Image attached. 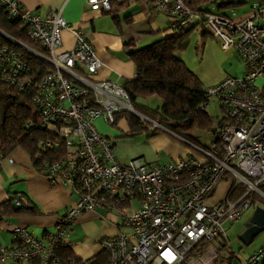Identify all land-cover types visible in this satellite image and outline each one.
<instances>
[{
  "label": "built area",
  "instance_id": "2783aa9c",
  "mask_svg": "<svg viewBox=\"0 0 264 264\" xmlns=\"http://www.w3.org/2000/svg\"><path fill=\"white\" fill-rule=\"evenodd\" d=\"M149 1L173 18L172 31L202 25L222 52L244 65L241 76H225L205 88L200 109L207 112L214 100L222 112L212 128L211 145L188 142L198 157L155 165L141 159L120 163L111 140L97 131L96 120L114 126L123 113L137 114L151 124L150 130L162 128L135 111L123 87L95 80L102 63L81 30L69 28L61 13L43 18L17 0H0V8L26 25L30 39L46 52L39 54L0 30V81L23 91L34 85L40 128L55 138L41 145L65 151L63 159L43 166L42 175L51 187H66L76 198L58 219L55 232L37 238L24 227L12 226L16 244L0 245V264H69L60 252L70 247V227L79 215L100 207L117 209L121 218L119 233L100 243L108 264H220L221 247L232 253L224 224L233 225L258 203L264 205V83L258 85L264 81V0L243 19L194 13L182 0ZM86 3L93 11L110 9L109 0ZM68 28L74 46L59 53L61 32ZM14 45L47 61L53 72L36 82ZM222 183L227 193L212 203ZM233 259L235 264L264 263V243L247 257L233 253Z\"/></svg>",
  "mask_w": 264,
  "mask_h": 264
},
{
  "label": "crops",
  "instance_id": "0c3cea01",
  "mask_svg": "<svg viewBox=\"0 0 264 264\" xmlns=\"http://www.w3.org/2000/svg\"><path fill=\"white\" fill-rule=\"evenodd\" d=\"M17 1L23 9L43 18L52 13H61L69 28L81 30L94 47L102 63L95 80L109 81L120 87L135 79V65L128 56L126 43H132L135 48H142L159 39L176 35L170 30L173 18L159 12L149 0H109L113 13L104 9L93 11L87 6L86 0ZM69 28L61 32L62 45L59 53L70 51L74 46V35ZM216 46V42L215 45H203L202 61L196 68L191 69L205 88L223 79L227 73L226 70L223 72L220 67L213 65ZM117 128L124 134L122 138L120 136L125 140L124 144L112 141L119 138V135H101L111 140L118 159L127 158L123 159L126 161L124 164L131 159H141L149 165L168 164L190 156L185 149L160 135L152 138L147 136L144 142H137L142 135L136 138L126 136L129 127L124 118L118 120ZM227 190L225 183L220 184L211 202H220ZM19 194L33 204L36 213L0 218V245L7 248L15 244L11 233L12 226L24 227L40 238L45 232L55 229L58 219L76 199L66 187H51L48 180L33 167L29 155L22 149L15 150L9 158L0 162V205ZM136 206L137 202L133 201L132 208ZM115 210L117 211L100 207L93 212L79 215L67 234L70 247L62 249L60 253H70L75 259L84 262H90L103 254L99 242L116 236L120 230ZM241 246L240 249L249 247L244 246L242 242ZM259 248L248 254L237 253L231 248L232 253H223L220 264H233V253L247 257Z\"/></svg>",
  "mask_w": 264,
  "mask_h": 264
},
{
  "label": "trees",
  "instance_id": "16d2710c",
  "mask_svg": "<svg viewBox=\"0 0 264 264\" xmlns=\"http://www.w3.org/2000/svg\"><path fill=\"white\" fill-rule=\"evenodd\" d=\"M255 1L257 4L258 0ZM182 2L194 13H211L206 6L217 7L222 2L229 4L222 6L221 9L233 8L245 4L246 0H182ZM109 12L113 13L111 5ZM197 27L202 28V36L208 35L214 39L202 25L191 24L177 31L170 29L176 33L175 36L159 39L142 48H135L132 43L125 44V47L129 49L128 56L135 65V79L126 83L123 89L127 92L135 111L158 123L162 128L150 130L143 120L123 113L118 116L117 122L125 116L129 127L126 136L136 137L147 133V136L152 138L163 133L167 134L166 131H169L178 138L198 146L200 143L193 138L192 133L212 131L215 123L207 112L200 109L201 104L206 101L205 86L178 56L187 48L193 31ZM0 30L37 53L46 56L44 48L30 39L27 26L12 19L2 8H0ZM14 47L21 51L30 74L36 78V82L45 74L53 72L52 66L44 59L15 45ZM35 90L34 85L23 91L0 81V162L9 158L15 150L22 149L29 155L33 167L42 174L43 166L46 163L63 159L65 151L62 148L50 149L41 145L55 138L40 128L39 112L33 102ZM151 98L160 100L161 105L156 111L147 109L139 103V100ZM17 200L20 203L19 206L16 205ZM35 213L33 204L26 201L20 194L0 205V218ZM14 243L16 244L15 240ZM220 250L222 255L226 251L224 246ZM61 253L62 261L69 264L84 262L75 259L70 253ZM85 263L108 264V259L103 253L96 259Z\"/></svg>",
  "mask_w": 264,
  "mask_h": 264
},
{
  "label": "rangeland",
  "instance_id": "374dc122",
  "mask_svg": "<svg viewBox=\"0 0 264 264\" xmlns=\"http://www.w3.org/2000/svg\"><path fill=\"white\" fill-rule=\"evenodd\" d=\"M255 3V0H246V3L233 8H225V9H218L216 6L208 5L206 8L208 11H210L213 14H219V15H226L228 17L234 16L235 19L243 18L244 16H248L250 12H252L253 4ZM202 28L197 27L190 38V42L187 46V48L178 54L181 59L184 60L186 65L190 68H196L202 61V55H203V45H207L208 43H212L215 45V40L212 39L208 35L202 36ZM216 57H215V63L213 64L216 68H221V70L224 72L226 70V74L224 76H230V77H239L243 74L244 71V65L239 61L237 56H232L229 53H224L221 51L219 45L216 43ZM228 74V75H227ZM264 81L259 80L258 85L262 87ZM139 103L144 106L147 109L156 111L158 107L161 105L160 100L158 98H151L146 100H139ZM207 113L212 118L213 123H215L216 119L222 118V112L221 108L219 107L218 103L214 100H211L209 102V105L207 107ZM121 118H125V116H122ZM148 126V128L151 127V124L145 122ZM118 125V122H117ZM117 125L110 126L105 124L102 120H96L95 126L96 129H99L100 134H106L110 137H114L115 135H119V138H114L112 141L122 142L125 140H122V136L124 135L121 130L117 128ZM101 131V132H100ZM103 132V133H102ZM121 136V138H120ZM160 136L165 137L168 141H170L173 144L179 145L181 148L185 149L190 155L198 157L199 153L188 143L187 140L178 139L175 137H172L170 135H167L165 133L160 134ZM192 136L194 139L198 140L200 144L198 146L201 147H208L211 145V143L214 140V136L212 135V132L210 131H195L192 133ZM136 138V137H133ZM138 138V137H137ZM147 139V133L143 134L141 138L137 139V142H144ZM116 142V143H117ZM124 144V143H123ZM113 153L115 158L122 164L126 163L123 159H127L126 157H118L115 155L114 149ZM133 160V159H131ZM129 160V161H131ZM128 161V162H129ZM257 207H260L264 209V205L261 203L257 204ZM254 212V209L247 211L242 219L233 224L230 225L228 223L224 224V228L227 230L226 236L230 242V247L235 250L237 253L241 252L242 254H248L252 252L253 250L259 248L264 243V231L261 232L252 242V244L249 247H244L243 249L241 246V242L239 241V235L241 232L245 229V224L249 220V218L252 216ZM111 213V212H110ZM114 213V212H113ZM115 213L119 219V225L121 223V218L118 216V211L115 210ZM51 232H55V229H53ZM125 232H129L128 230H125ZM119 233V231H118ZM101 241L99 242V246Z\"/></svg>",
  "mask_w": 264,
  "mask_h": 264
},
{
  "label": "water",
  "instance_id": "95a60500",
  "mask_svg": "<svg viewBox=\"0 0 264 264\" xmlns=\"http://www.w3.org/2000/svg\"><path fill=\"white\" fill-rule=\"evenodd\" d=\"M229 3H219L217 8H221V6ZM137 116V114H136ZM264 231V209L257 207L252 216L245 224L244 232L239 236V240L242 242L244 246H249L252 241ZM235 264V262H233Z\"/></svg>",
  "mask_w": 264,
  "mask_h": 264
}]
</instances>
